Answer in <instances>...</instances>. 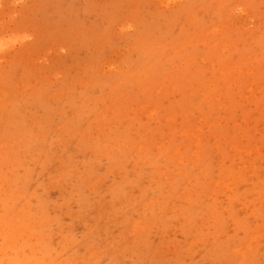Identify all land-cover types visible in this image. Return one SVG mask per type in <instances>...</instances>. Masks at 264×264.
I'll list each match as a JSON object with an SVG mask.
<instances>
[{"label": "rangeland", "instance_id": "rangeland-1", "mask_svg": "<svg viewBox=\"0 0 264 264\" xmlns=\"http://www.w3.org/2000/svg\"><path fill=\"white\" fill-rule=\"evenodd\" d=\"M19 260L264 264V0H0Z\"/></svg>", "mask_w": 264, "mask_h": 264}, {"label": "bare ground", "instance_id": "bare-ground-1", "mask_svg": "<svg viewBox=\"0 0 264 264\" xmlns=\"http://www.w3.org/2000/svg\"><path fill=\"white\" fill-rule=\"evenodd\" d=\"M12 214L13 216H17L19 214L18 209L17 208L13 209ZM7 225H8L7 244L10 245L12 243L11 238L13 237L14 232L18 229L19 224L14 221L12 216H10L8 217ZM18 262H19L18 264H28L31 261L19 260Z\"/></svg>", "mask_w": 264, "mask_h": 264}]
</instances>
